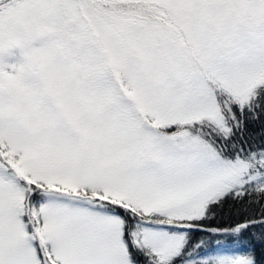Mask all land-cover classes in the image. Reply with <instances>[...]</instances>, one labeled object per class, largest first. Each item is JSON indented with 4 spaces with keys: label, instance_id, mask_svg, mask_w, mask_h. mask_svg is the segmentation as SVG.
<instances>
[{
    "label": "snow or ice",
    "instance_id": "snow-or-ice-1",
    "mask_svg": "<svg viewBox=\"0 0 264 264\" xmlns=\"http://www.w3.org/2000/svg\"><path fill=\"white\" fill-rule=\"evenodd\" d=\"M257 121L264 0H0V264H262L193 240L264 245Z\"/></svg>",
    "mask_w": 264,
    "mask_h": 264
},
{
    "label": "trees",
    "instance_id": "trees-1",
    "mask_svg": "<svg viewBox=\"0 0 264 264\" xmlns=\"http://www.w3.org/2000/svg\"><path fill=\"white\" fill-rule=\"evenodd\" d=\"M262 129H264V121H257L249 125L248 131L251 136L256 139V143H260L259 137L262 133ZM215 212V217L207 223H210L213 227L220 228H227L230 225H233L237 220H242L245 215L243 209L232 201H228L222 207H218ZM260 232L261 230L259 228H255L252 231L247 232L241 238L240 242H235L224 234H220L218 238H213L210 234L204 235L199 232L193 237V240H203L204 248L202 250L209 255L224 250L230 252L241 247L249 250L254 249L256 257L261 259L262 264H264V245H261L258 239Z\"/></svg>",
    "mask_w": 264,
    "mask_h": 264
}]
</instances>
